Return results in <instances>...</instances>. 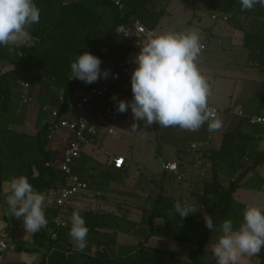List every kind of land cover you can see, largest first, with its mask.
<instances>
[{
	"label": "trees",
	"instance_id": "16d2710c",
	"mask_svg": "<svg viewBox=\"0 0 264 264\" xmlns=\"http://www.w3.org/2000/svg\"><path fill=\"white\" fill-rule=\"evenodd\" d=\"M0 1L21 22V31L27 38V43L19 45L0 44V182L16 180L17 189L33 188L37 197L57 190L63 181L56 165L47 166L52 164V152L47 146L51 131L67 112V103L102 79L99 61L115 69L129 54L130 48L120 39L117 29L139 22L155 31L166 15V4L163 5L166 0H118L121 9L111 0ZM194 1L210 18L226 17L224 22L242 34L241 45L247 51L250 66L264 73V36L261 33L264 0ZM253 21L256 24L250 30ZM4 66H13V69L2 71ZM156 83L159 86V82ZM21 84L28 85L29 94L38 87L45 88L43 97L49 99L48 107L58 111L56 119L50 118L34 135L13 131L6 120H2L11 104L20 102ZM122 94L126 100L137 104L145 98L154 102L157 97L144 90L134 94L132 86H123ZM250 117L245 113L235 129L223 134L217 150L202 151L203 158L210 163L211 177L203 180L201 189L193 193L202 210V216L196 213L198 220L162 191L149 200L150 208L142 212L139 223L122 220L111 213L70 210L69 216L77 220L80 228L56 229L52 224L53 211L52 217H46L43 228L37 227L33 235L37 245L34 251L45 250L40 264H166L171 253L144 247L152 237L193 245L188 264H205L204 253L212 238L238 237L240 232L250 238L253 254L259 264H264V212L246 207L233 198L246 175L264 164V147L261 151L248 152L256 141L255 135L264 136L260 126L258 134L244 130V126L254 127L249 124ZM75 162H80V158ZM220 170L229 179L226 186L219 181ZM112 171L115 170L102 175L100 187L115 180ZM95 181L90 177L89 187L97 186ZM137 226L146 227L148 234L140 240L134 254L124 259H111L109 252L116 245V233H128ZM50 230L56 234L55 240L51 239ZM71 243H91L96 247L95 255L74 251Z\"/></svg>",
	"mask_w": 264,
	"mask_h": 264
},
{
	"label": "crops",
	"instance_id": "0c3cea01",
	"mask_svg": "<svg viewBox=\"0 0 264 264\" xmlns=\"http://www.w3.org/2000/svg\"><path fill=\"white\" fill-rule=\"evenodd\" d=\"M0 9V14H2L4 18L3 19L2 16L0 18V31L3 33L5 31L7 34H11L14 37H25L21 31V22L2 6L1 1ZM4 15L6 16L4 17ZM158 37L160 38L161 36L159 35ZM233 37L234 35H231L230 38L225 36L221 39V41L223 42L224 40V42L216 49L214 53L216 55L212 56L205 53L207 50L206 46L205 50L199 55H197L199 49L196 50L194 56L196 59H192L189 64L186 62L184 63L181 56L173 55L170 51L171 45H174V49L176 48V41L173 40L169 43L167 39L166 41L161 40L155 52L141 63V68L146 71L155 82H159V86L164 87L173 95V99L168 103L164 113H172L182 105L188 108L186 113L189 116H191L192 109L199 106L203 113L208 115V123L206 126L207 136H202L200 140H193L186 149H181L177 145H174L175 151L171 160H164V164H178L181 173L184 175L183 179L178 183H181L183 180L187 181V179L190 178H188L186 171L184 172L183 168L180 167V164H184L185 166L190 164L188 161L184 162L189 154L195 157V154L190 150V145L201 143L205 145L207 149L217 150L220 146L222 135L235 129L242 119L238 116L239 112H242L243 117L245 113L251 115V117L264 116V81L259 85L257 84V80L260 79L264 73H260L256 68L250 66L247 61V51L242 47L241 41L238 39L232 40ZM16 40L18 42L0 39V44L19 45L27 43V38L24 42L18 39ZM206 66L211 69L207 70L205 68ZM3 68L4 71H7L13 69V66H4ZM214 68H216V70H214ZM185 88H189L191 94L189 93V95H186L184 93ZM42 89L45 88L38 87L35 91L30 92V94L28 93L29 98H31L29 104L22 103L21 99L25 93V90L22 89L20 102L10 107L13 108V111L10 112L9 109L7 113L8 117L5 119L9 129L27 135H34L36 131L50 119L49 111L52 108L48 107L49 103L47 102L49 99L43 97L46 92ZM37 92L40 93V95H37ZM34 98L36 102L33 104ZM123 98L125 99L124 95ZM107 100L104 101L105 105L108 106L106 109L112 115L111 112H114L116 109H114L113 104ZM147 100H150V98L143 99L139 104L132 102V105L135 104L136 109L146 107L144 101ZM59 101L60 98H58L57 103H59ZM154 102L156 106L158 102L157 97L156 99L154 98ZM96 103L100 102H94L90 106L91 114L95 109L93 105ZM260 108L262 109L258 112ZM208 109H215L217 111L216 117L212 120L209 117ZM144 110L146 111V109ZM94 111H96V109ZM124 113H127L126 109L123 110V114ZM149 115L150 117L152 116L151 114ZM105 117L107 118L110 116L106 114ZM133 123L137 125L140 123V120L135 118ZM244 130L248 133L258 134L256 131L258 132L260 128L258 126H244ZM202 132L201 130L199 134L201 135ZM64 134L63 131L56 133L47 146V149L52 152V165L57 166L61 160L63 150V143L61 140ZM99 137L100 135L95 139L94 142L96 145H94V147L86 146L82 149L80 162H75L73 171H71L80 181L87 184L90 182V177L95 179L97 186L91 184L92 186L90 189L92 190L95 188L100 190L113 189L115 186L123 191L121 184L123 183V186H130L136 177L132 162L125 156L123 157L113 152L103 150V141ZM255 140L254 145L249 147V153L261 151L264 147L263 135H255ZM105 153L113 157H123L125 166L120 170L121 172H116L114 169L115 171H112V174L116 177L114 178L115 180H111L108 183L106 182L104 188H99L101 186L98 185L100 184L99 179H101L102 175L109 170H113L111 159L106 156ZM99 154H101L103 158H99ZM191 165H194V163H191ZM263 167L264 164L250 171L242 180L234 195L240 192L244 200L237 201L233 195L236 202L258 210L253 207L250 202L253 197H259V195L264 196V172H260ZM162 177L175 180L163 170ZM104 182L101 183L104 184ZM118 182L119 184H117ZM34 193L35 191L33 188L17 189L16 180L7 179L0 182V235L4 238L8 246L2 264H40L42 260L45 250L34 251L37 249V245L34 243L33 235L37 231V227L43 228L46 217H52V212L54 210L48 193L37 197L34 196ZM109 202L110 201L103 202L104 205H102V208L99 207L102 211L97 213H111L122 220L136 223L135 221L122 217L123 210L119 209L117 206H113L111 202ZM82 203L89 204L83 197H79L75 200L71 211L82 210ZM182 205L184 211H190V214L198 220L196 217V213L198 212L196 206H187L185 203ZM116 213H120L122 216ZM72 218L75 219L74 217ZM103 232L108 234L111 233V231L108 230H103ZM147 234L148 230L144 226H137L128 233L117 232L115 236L116 245L110 248V258L124 259L133 255L137 249V242L146 238ZM71 246L74 251L89 256H94L96 252L95 245L91 243H71ZM144 247L171 253V257H167L169 259L166 264H188V256L194 250V246L191 244L157 237L149 238ZM23 249H32L33 251H24ZM203 262L205 264H259V259L253 254L250 245L246 244L245 241L242 242L238 240L237 237H227L226 239L212 238L209 241V246L204 253Z\"/></svg>",
	"mask_w": 264,
	"mask_h": 264
},
{
	"label": "rangeland",
	"instance_id": "374dc122",
	"mask_svg": "<svg viewBox=\"0 0 264 264\" xmlns=\"http://www.w3.org/2000/svg\"><path fill=\"white\" fill-rule=\"evenodd\" d=\"M165 4L166 15L161 19L155 33L161 36L160 40L162 41L167 39L169 43L173 40L177 42L176 48L174 49V45H171L170 51L173 55L181 56L184 63L189 64L192 59H196L194 57L195 52L202 45L207 47L205 53L213 56L216 55L214 54L216 49L223 44L224 40L223 42L221 41L223 37L228 36L230 38L231 35H234L232 40L238 39L241 41L242 39V34L232 29L227 22H216L207 13L200 11L194 0H166L163 5ZM1 16L3 18L2 14H0V18ZM255 24L256 21L251 22L249 29L252 30ZM5 33V31L4 33L0 31L1 40L8 39L13 42H18L16 39L21 42L26 40V37H14ZM261 33L264 36V28ZM204 54L203 56L205 57L206 54ZM98 65L102 69L103 74L109 73L112 69L110 64L102 61H99ZM205 68L207 70L211 69L207 66ZM1 69L2 71L4 70L2 67ZM257 81L258 85L262 83L264 75ZM122 88L123 85H118L112 89L113 91L103 101L101 100L100 103L93 105L96 111L94 109L92 114L100 128L99 138L103 141V150L129 158L136 177L130 186L121 184L123 191L115 186L113 189L106 190L93 189L94 191H99L100 194L97 198H94V201L85 200L89 204L82 203V210H91L94 213L101 212L102 209L100 210V208L104 205L103 202L110 201L113 206L123 210V216L119 213L122 217L139 223L142 212L150 208L149 200L162 191L164 196L175 199L179 203L180 208H183V203L187 206H196L199 216H202V210H199L193 193H197L201 189L203 180L210 179L211 168L209 161L201 158L199 160H201L202 165L200 167L195 165L194 167L191 163L195 164L196 159L189 154L184 161L190 163L189 165L187 164L189 167L184 164H180V167L183 168L184 172L186 171L188 178H190L187 181L183 180L184 182L182 181L181 183L167 177L163 178L162 169L164 160H171L175 151L174 145L181 149H186L193 140H200L202 136H207L208 115L203 113L199 106L194 107L191 111V116H189L186 113L188 108L182 105L172 113H164V111H159L157 105L155 106V102L151 100L144 101L146 107L136 109L135 104L132 105L131 101L123 98ZM42 90L46 92L45 89ZM190 91L189 88H185L184 93L189 95V93L191 94ZM37 95H40V93L37 92ZM106 100L110 101L114 106L113 108L116 109L111 112L112 115L106 109L108 107L104 102ZM35 102L36 99L34 98L33 104ZM15 105H17L16 102L11 104L12 107ZM125 109L127 113L123 114ZM11 111H13V108H10ZM106 114L110 117L106 118ZM149 114L152 116L150 117ZM2 117L3 119H1L5 120L8 115H3ZM135 118L140 120L137 125L133 123ZM108 130H112L113 134L104 136ZM201 130L203 132L200 135L199 132ZM99 158H103V156L99 154ZM260 172H264V167ZM218 177L221 183L226 186L229 179L222 174L221 170L218 173ZM234 197L237 201L244 200L240 192H237ZM250 203L258 210L264 211L263 195L253 197ZM186 213H190V211L186 210ZM237 239L249 244L250 238L245 233L240 232ZM139 243L140 241L137 242V247Z\"/></svg>",
	"mask_w": 264,
	"mask_h": 264
},
{
	"label": "built area",
	"instance_id": "2783aa9c",
	"mask_svg": "<svg viewBox=\"0 0 264 264\" xmlns=\"http://www.w3.org/2000/svg\"><path fill=\"white\" fill-rule=\"evenodd\" d=\"M111 1L121 9L118 0ZM211 19L226 21V17L222 15L212 16ZM117 34L129 46V54L115 69L112 68L109 73L103 74L102 79L98 81L95 87L70 100L67 103V112L51 131L50 141L56 133L60 131L65 133L61 140L63 143L61 160L56 166L62 173L63 181L57 190L48 193L55 212L52 224L56 229H78L77 220L69 216V211L72 209L75 200L83 197L85 200L94 201V198H97L100 194L90 189L87 183L80 181L71 171V165L80 158L82 149L86 146L94 147L96 145L94 141L99 135V127L95 124L91 114V104L104 98L113 88L121 84L132 86L134 94H138L143 90L154 93L158 99L157 108L161 112L166 109L168 103L173 99L172 93L164 87L158 86L155 80L141 68L142 59L151 56L161 43L155 31L146 29L139 22H134L127 28H118ZM204 50L205 46H200L197 55ZM21 86L25 90L21 99L22 103L29 104L31 98L28 94V85L21 84ZM49 112L50 118L56 119L58 116L57 109H50ZM208 113L211 120L217 115L215 109H208ZM238 116L243 118L242 112H239ZM248 121L250 125L260 126L264 130V116H253ZM111 134L112 131L108 130L106 136ZM204 149H206V146L201 143L190 145V150L196 157L194 167L195 165L198 167L202 165L199 159L202 158L201 152ZM105 155L111 159L113 169L121 170L125 166L123 157H113L108 153H105ZM49 165L52 164H47V166ZM162 170L177 181L183 179V174L177 163H165ZM49 234L52 240L56 239V234L52 230L49 231ZM7 250L8 246L0 235V264L3 263Z\"/></svg>",
	"mask_w": 264,
	"mask_h": 264
}]
</instances>
